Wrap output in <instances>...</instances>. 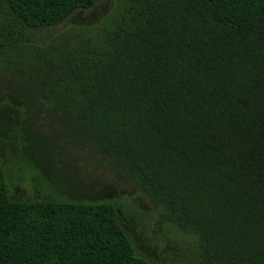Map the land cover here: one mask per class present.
<instances>
[{"label": "trees", "instance_id": "16d2710c", "mask_svg": "<svg viewBox=\"0 0 264 264\" xmlns=\"http://www.w3.org/2000/svg\"><path fill=\"white\" fill-rule=\"evenodd\" d=\"M95 2L0 0V76L29 81L25 115L128 178L197 264H264V0H114L43 34ZM32 194L10 198L0 167V264H152L126 204Z\"/></svg>", "mask_w": 264, "mask_h": 264}, {"label": "rangeland", "instance_id": "374dc122", "mask_svg": "<svg viewBox=\"0 0 264 264\" xmlns=\"http://www.w3.org/2000/svg\"><path fill=\"white\" fill-rule=\"evenodd\" d=\"M113 6L114 0H96L43 34L52 39L69 28L95 24ZM26 84L0 76V167L9 197L32 200L33 184L40 179L45 191L72 200L115 199L133 210H122L116 220L139 256L152 264H197L187 240L128 178L66 139L49 118L25 115L19 99L28 95L20 91Z\"/></svg>", "mask_w": 264, "mask_h": 264}]
</instances>
